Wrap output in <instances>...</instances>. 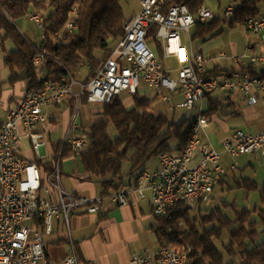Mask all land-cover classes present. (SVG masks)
I'll use <instances>...</instances> for the list:
<instances>
[{
    "label": "built area",
    "instance_id": "1",
    "mask_svg": "<svg viewBox=\"0 0 264 264\" xmlns=\"http://www.w3.org/2000/svg\"><path fill=\"white\" fill-rule=\"evenodd\" d=\"M170 1L139 0L140 10L125 17L121 37L87 83L71 76L60 81L44 80L46 52L40 47L36 50L34 66L37 78L43 80L42 89L26 92L20 104L8 110L4 121H0V264H81L70 230V218L76 211L84 209L87 214L97 215L104 200L118 208L127 207L129 194H134L138 200L149 196L152 214L160 218L179 203L192 209L198 201H206L227 175L223 156L236 160L253 155L264 162V130L258 134L235 130L221 141L220 150L205 134L211 118L206 114L208 95L236 94L243 107L260 104L264 111V78L245 72L207 78L204 56L188 49L182 34L191 41L195 23L212 21L215 15L202 6L194 16L185 5H169ZM237 9L238 5L232 3L225 10V17L233 18ZM76 14L74 6L67 14L66 31L76 30ZM29 20L43 29V17L30 15ZM242 27L248 36L264 42V15L247 19ZM153 28L163 59L174 58L178 64L175 78L150 46L148 35ZM250 48L249 45L247 57L251 65L264 62V53L251 54ZM141 85L155 92L165 104L170 103L171 96L179 95L181 102L173 109L193 111L196 129H191L185 150L159 154L157 169L140 173L134 189L97 198L76 197L61 187L60 153L46 174L20 154L22 140L28 139L32 149L44 158L46 140L40 128L47 120L46 108L60 106L67 97L77 100L85 97L88 104L104 105L122 94L134 96ZM74 86L79 88L76 94ZM74 119L75 116L61 143L78 158L87 151L89 143L77 134ZM70 129L75 131L73 135ZM56 230L68 244V255L58 263L49 261L46 250V239ZM129 264H191V261L185 253L173 249L163 252L159 248L134 253Z\"/></svg>",
    "mask_w": 264,
    "mask_h": 264
},
{
    "label": "trees",
    "instance_id": "2",
    "mask_svg": "<svg viewBox=\"0 0 264 264\" xmlns=\"http://www.w3.org/2000/svg\"><path fill=\"white\" fill-rule=\"evenodd\" d=\"M204 0H171L169 5H185L196 16L204 6ZM238 9L231 18V26H243L252 17L261 16L264 0H231ZM77 8L74 25L76 30L66 31L64 26L67 14L72 7ZM48 10L44 18L42 41L39 45L28 41L15 27V21L32 14L34 10ZM125 16L120 0H0V49L5 52V43L10 42L14 50L6 53L3 64L9 70V85L18 81L26 83V92L42 89L43 80L36 76L34 59L40 47L46 52L44 80L60 81L75 75L83 67L88 72L82 80L87 83L97 67L108 57L112 48L122 35ZM224 21L214 17L206 23L196 22L192 42H208L222 34ZM156 28L148 35L150 45L157 58L162 61V49L155 39ZM250 75H255L246 70ZM23 72L21 79L19 73ZM244 72V71H243ZM230 71L214 69L206 72V77L229 76ZM264 78V73L258 74ZM146 87L141 85L125 107L119 97L108 104L101 105L100 112L90 127L77 131L87 139L89 146L79 156L85 179L99 186L102 196L121 191L122 167L129 163L128 177L132 188L136 187L137 177L146 170L150 161L157 159L163 152L180 153L186 146L191 133L192 123L183 119L178 124L169 120L165 114H153L155 100L149 99ZM230 97L224 99L206 97V114L212 117H226L234 114L227 112L232 104ZM82 105H88L83 97ZM174 142L171 145V142ZM54 159L60 153L62 158L72 155L71 149L61 142H50ZM52 159V158H51ZM53 160L38 161L43 173H49ZM223 180L219 185L223 184ZM236 189L242 191L244 200L258 191L259 204L251 209H234L233 216L224 214L223 207L202 210L203 200L195 208L179 203L167 210L160 218L155 217L151 230L155 234L159 248H169L185 253L191 264H264V244H256L260 234H264V179L258 188L250 178L235 180ZM194 215L191 216V214ZM257 216V220L253 219ZM262 230L258 231L257 226ZM226 233L228 242L218 246ZM252 245L251 248L248 245Z\"/></svg>",
    "mask_w": 264,
    "mask_h": 264
},
{
    "label": "crops",
    "instance_id": "3",
    "mask_svg": "<svg viewBox=\"0 0 264 264\" xmlns=\"http://www.w3.org/2000/svg\"><path fill=\"white\" fill-rule=\"evenodd\" d=\"M43 11L45 10H34L32 14L41 15L43 14L42 13ZM263 11L264 10L261 9L262 15H264ZM137 12L138 11L134 13ZM182 41L183 44L188 49H191L194 53H198L204 56L206 60L207 72H210L214 69H218L220 71H230L231 72L230 74L244 73V72L248 73L246 70H249V72H252L254 74L264 73V62L258 63L259 66L262 67V70L258 71L256 69V64L251 65L249 58L247 57L249 54L248 51L249 45L251 47L250 48L251 54L264 53V42L262 41L251 39L250 41L247 42V45L244 49L245 50L244 53L241 56L237 55L234 56L233 58H228L226 57L225 54L221 52H219L216 55H211L212 49L216 47V45H213V43H210L208 45L207 51H203L201 47L197 50L196 49L194 50L191 46V43H193L192 40L188 41L187 39V43L189 45L184 43L183 38ZM7 44L8 42H6L4 45L5 52H3L0 49L3 54V57L0 60L1 70L6 68L3 64L4 58L6 57V53L13 51V50L7 51L6 48ZM217 44H219L218 47L222 46V43L220 41ZM233 48H236L235 51L237 50V46L233 45ZM220 54L223 55L222 58L219 56ZM171 59H173V61L176 63V60L174 58ZM19 77L22 79L24 77V73L20 72ZM8 78L0 83L8 84L7 83ZM25 85L26 83L23 81H18L14 85L8 84L6 90L0 93L2 94L1 97L2 99L0 98L1 122L4 121L6 112L10 109L16 108L23 100L26 94ZM145 90L148 93L149 99L155 101L159 99V97L156 96L155 92L149 90L148 88H146ZM73 92L74 94L78 93L79 88L77 86H74ZM212 96L214 98H220V99L230 97L229 98L230 101L224 103L233 105L229 107V110L233 111L234 114L235 113L237 114L238 109H240V107L242 106L241 104L242 99L238 95H237L238 101H235L232 95H223L220 93H215ZM170 98H171L170 103H172L174 98L178 99L175 105L181 102V97L179 95H174L171 96ZM131 103L132 101L130 99L129 103H125V104L123 103V104L125 107H129ZM254 107L251 108L243 107L244 111L246 112V116H244L246 122L257 120L258 115L257 112L254 111ZM100 109H101V105L99 104L82 105V100L81 99L77 100L74 97H67L60 106L46 108L45 114L47 116V120L40 128L46 140V147L42 152L44 158H41V156L38 155L32 149L28 139L22 140L20 154L25 159L34 162L35 164H37L38 161L54 160L53 158L54 153L50 142H62L65 133L70 127L74 116H75L74 124L76 126V131L90 127L95 120V115H97L100 112ZM238 115L241 116L240 113ZM210 117L211 118L209 125H211L213 121H216L220 124L223 123V121H221L220 117L218 116L216 117L210 116ZM236 130L242 131L241 129H236ZM263 130L264 128L255 134H258ZM74 132H75L74 130L70 129V135H73ZM231 133H228L225 127L224 129L217 130V132L215 133H213L212 130H210L209 128L205 130V134L207 138L211 141V143L214 145L215 148L217 147L220 148L221 141L226 137H228ZM24 141L27 143L28 149L24 153H22V146ZM244 157H252L256 162L259 163V166L261 168H264V162L253 155L242 156L237 158L236 160L242 159ZM222 164L224 167L223 158H222ZM243 164H244L243 170L250 167L253 168L252 163H250L249 161H245ZM157 167H158V162L153 168L150 169L146 168L145 171H154L157 169ZM237 168L238 167L236 163L234 169H230V166L228 170L225 169L227 171V175L223 179L224 182L222 185H218L216 188H218L219 186L220 187L228 186L227 184L229 180L228 173L230 171L236 170ZM61 172H62L61 180H63L64 182V187H65L64 190L66 192L73 194L76 197H83V198H97L102 196L101 190L100 188H98V185H96L94 182L85 179L86 175L83 172L82 166L79 161V157L77 158L71 155V156H67L66 158H63L61 162ZM122 183L125 185L123 190H130L135 188V187L132 188L130 186L131 184L129 183L132 182L129 181V177H125V176L123 177L122 175ZM222 195L224 194L221 192L218 197H221ZM218 197H216L215 199L216 201L219 202L220 198L218 199ZM154 224H155V217L152 214V208L150 205L149 196H147L145 200H138L134 194H129L127 207L118 208L113 206L108 200H104L103 205L101 206L100 211L97 215L87 214L84 211V209L76 211V213L70 218L71 240L75 245L77 258L81 264H129L131 256L134 253H142L144 251L153 252L159 249L157 238L153 233V231L151 230ZM46 242H47V249H46L47 257L49 261L58 263L68 255L67 241L58 230H56L52 236L48 237L46 239Z\"/></svg>",
    "mask_w": 264,
    "mask_h": 264
},
{
    "label": "rangeland",
    "instance_id": "4",
    "mask_svg": "<svg viewBox=\"0 0 264 264\" xmlns=\"http://www.w3.org/2000/svg\"><path fill=\"white\" fill-rule=\"evenodd\" d=\"M231 0H204L203 4L206 8L210 9L215 17L222 19L224 22L221 24L220 30H222V34L219 37H216L208 42H202V41H194L191 43L192 48L195 50L199 49L200 47L202 48L203 51L208 50V45L210 43H213V45H216L211 51V55H216L219 52L223 53L226 55L228 58H233L234 56H241L244 53V49L247 45V42L253 39L252 37L248 36L243 27L239 25H234L231 26V20L225 17V10L226 8L231 5ZM139 0H120V6L122 8L123 14L125 17L127 15H131L136 11H139ZM261 9L264 10V4L261 5ZM48 10L46 9L43 11L41 17L45 18L48 14ZM264 12V11H263ZM15 27L17 30L24 35L31 43L37 45L40 43L42 40V30L39 29L35 23L29 20V16L19 19L15 21L14 23ZM194 31L191 30V36L193 35ZM182 38L184 40V43L189 45L187 43V36L182 34ZM257 41H260L259 39H254ZM219 41L222 43L221 47H218ZM233 45L237 46V53L235 51L236 48H233ZM151 46V45H150ZM7 51L9 50H14V46L8 42L6 45ZM236 53V55H235ZM3 54L2 51L0 50V60L2 59ZM247 62V61H246ZM162 63L165 67V70H167L172 78L176 77V73L178 70V64L173 61V59H163ZM256 69L258 71L262 70V67L259 66V64H256ZM88 69L87 67H83L79 72L75 75V79L78 82H81L85 76L87 75ZM9 77L8 69L5 68L3 70L0 69V82H3L5 79ZM8 84L5 83H0V93H2L6 88ZM10 87V86H9ZM166 95V94H165ZM218 95V94H216ZM233 99L235 101H238L237 95L234 94L232 95ZM2 97V94H0V98ZM2 99V98H1ZM0 99V100H1ZM120 100L122 103H129L130 98L126 94H122L120 96ZM178 101L177 98H174L172 103L170 104H164L162 103L161 99L159 98L156 100L153 105V114H165L168 116L169 120L173 121L175 124H178L181 122L183 119H187L188 123L191 124L195 120V114L193 111H188L186 109H180L176 108L175 110L173 109L175 106V103ZM241 106V104H240ZM228 113L231 112L229 108L227 109ZM254 111L257 112L258 118L257 120L253 121H245L244 116H246V112L244 111L243 107L241 106L240 109H238V113L231 115V116H226V117H221L220 120L223 121V123H218L216 121H213L211 125H209V129L212 130L213 133L217 132V130L224 129V127L227 129L228 133L233 132L236 129H241L242 131H245L250 134H255L262 130L264 128V111L261 107L260 104H257L254 107ZM240 113L241 116L238 114ZM171 145L174 144L172 141L170 143ZM28 149L27 143L24 141L23 146H22V153H24ZM217 150H220L219 147L216 148ZM34 153V152H33ZM38 156V155H37ZM223 161H224V168L226 170L229 169V166H235L237 163V169L230 171L228 173V186H222L218 187L215 189L213 194L202 204V210H212L215 207H220L222 208L223 203L226 205H229V209H223L224 214L228 215L229 217L233 216V211L234 209H241V208H247L251 209L254 204L258 205L259 204V195L258 191L253 192L248 196L247 200H244V196L242 191H239L236 189L235 186V180H238L239 178H252L258 185V188H260L261 183L264 179V168H261L259 166V163L256 162L252 157H244L242 159L238 160H231L227 158L226 156H223ZM249 161L252 163L253 168H246L244 169V162ZM157 164L156 159H153L150 161L147 165V169L153 168ZM129 170V163L125 162L122 167V175L123 177H128L127 173ZM235 177V178H233ZM61 187L64 189V182L61 180ZM99 188V186H98ZM224 194L221 197H218L221 192ZM256 195V196H255ZM216 197L218 199L220 198L219 202L216 201ZM194 215V213L191 214V216ZM253 219L257 220V216L253 215ZM257 230L261 231L262 226L258 225ZM228 242V236L226 233L222 235V238L220 242L218 243L219 248L221 249V244H226ZM256 244H264V234H260L259 239L257 240ZM249 248L252 247V245H248Z\"/></svg>",
    "mask_w": 264,
    "mask_h": 264
},
{
    "label": "bare ground",
    "instance_id": "5",
    "mask_svg": "<svg viewBox=\"0 0 264 264\" xmlns=\"http://www.w3.org/2000/svg\"><path fill=\"white\" fill-rule=\"evenodd\" d=\"M191 129H196V122H193L192 123V127H191ZM186 149V146H185V148L183 149V150H185ZM163 252H172V249H169V248H163Z\"/></svg>",
    "mask_w": 264,
    "mask_h": 264
}]
</instances>
